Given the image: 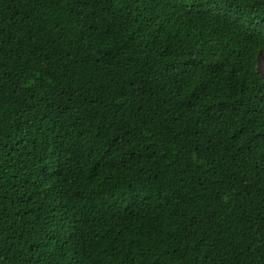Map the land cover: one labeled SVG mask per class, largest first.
<instances>
[{"label":"trees","instance_id":"obj_1","mask_svg":"<svg viewBox=\"0 0 264 264\" xmlns=\"http://www.w3.org/2000/svg\"><path fill=\"white\" fill-rule=\"evenodd\" d=\"M264 0H0V264H264Z\"/></svg>","mask_w":264,"mask_h":264},{"label":"snow or ice","instance_id":"obj_2","mask_svg":"<svg viewBox=\"0 0 264 264\" xmlns=\"http://www.w3.org/2000/svg\"><path fill=\"white\" fill-rule=\"evenodd\" d=\"M260 69L262 72H264V54H262L261 56V65H260Z\"/></svg>","mask_w":264,"mask_h":264},{"label":"rangeland","instance_id":"obj_3","mask_svg":"<svg viewBox=\"0 0 264 264\" xmlns=\"http://www.w3.org/2000/svg\"><path fill=\"white\" fill-rule=\"evenodd\" d=\"M261 56H262V55L259 56V69H260V65H261ZM260 72H261V74H262L263 77H264V72H262L261 69H260Z\"/></svg>","mask_w":264,"mask_h":264}]
</instances>
